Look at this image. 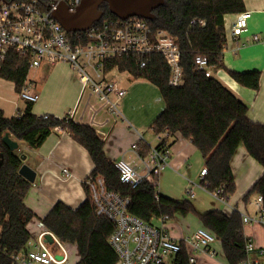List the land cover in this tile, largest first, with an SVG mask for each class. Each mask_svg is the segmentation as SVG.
Segmentation results:
<instances>
[{"label":"trees","instance_id":"16d2710c","mask_svg":"<svg viewBox=\"0 0 264 264\" xmlns=\"http://www.w3.org/2000/svg\"><path fill=\"white\" fill-rule=\"evenodd\" d=\"M53 1L40 0L44 9ZM244 9V0H161V5L154 8L152 18L141 17L152 30L167 31L176 40L184 77L180 86L169 84L170 69L161 55H155L144 68L133 59L113 62L122 72L146 79L158 87L165 108L153 122L152 129L156 134L168 131L170 136L180 133L190 139L206 162L207 174L201 184L212 193L223 187L221 196L226 201L236 192L231 162L240 146L264 167V124L251 121L248 105L215 76H206L205 70L199 69L196 56L206 57L213 72L228 70L223 61L226 48L224 15ZM100 10L103 13L101 18L119 17L107 2L101 4ZM29 71L28 59L11 50L0 77L14 82L16 91L20 92L26 86ZM228 72L243 86L259 87L258 71ZM55 128L68 131L88 150L94 164L88 177L101 176L109 190L130 196L131 213L155 224L164 216L172 218L176 214L187 216L196 212L189 200L179 201L160 195L157 170L135 188L122 183L115 163L104 152V140L90 126L75 122L67 114L63 117L48 114L44 118L33 112V103L30 102L21 113L11 118L0 109V264H15L14 256L27 250L31 241L27 225L34 218V213L25 205L32 182L19 173L24 164L23 153L10 150L3 137L9 133L14 140L38 148ZM168 138L161 140L157 149L167 148ZM138 144L141 155L147 156L150 147L141 141ZM84 188L86 198L77 209L58 201L43 218V224L62 242L78 246L80 260L76 264H117V255L108 242L114 224L96 213L89 188L86 185ZM258 195L263 198L264 208V171L243 200L248 203L252 196ZM197 215L202 227L213 232L221 242L228 264H241L249 257L239 211L227 215L212 210ZM189 255L182 242L175 264H191Z\"/></svg>","mask_w":264,"mask_h":264},{"label":"built area","instance_id":"2783aa9c","mask_svg":"<svg viewBox=\"0 0 264 264\" xmlns=\"http://www.w3.org/2000/svg\"><path fill=\"white\" fill-rule=\"evenodd\" d=\"M63 2L70 12H75L82 0H54L51 2L54 6L49 8L47 5L45 9L40 0H0V71L11 50L27 58L30 68L68 63L82 84L76 105L67 113L68 118L90 126L102 140L108 136L115 123L124 118L121 100L126 90L116 78L121 72L119 65L113 63L119 59H133L144 68L153 61L155 55H161L170 69L169 84L176 87L184 83L181 51L167 31H154L146 19L131 16L100 18L86 30L68 32L53 16V10ZM250 16L248 11L238 14L231 29L233 37L239 36L247 28ZM254 38L258 40L259 36ZM196 63L208 77L222 71L213 72L208 59L202 55L196 56ZM19 97L35 103L40 94L26 85L19 92ZM43 116L46 118L48 114ZM156 135L161 142L170 134L165 131ZM128 151L135 152L145 167V173L139 172L135 163L125 156L114 163L121 182L132 188L137 187L153 171H160L167 165L168 148L159 150L153 147L148 158L140 154L138 142ZM206 174L207 167H204L200 175L203 178ZM72 176L68 168L62 169V179ZM84 185L89 188L96 213L114 224L108 242L117 255V264H175L176 255L182 250V242L194 252L217 256L213 245L218 238L205 227L197 228L182 242L176 241L170 237L164 224H154L131 213L130 196L109 190L103 177L89 176L84 180ZM222 192L223 187H220L213 194L227 202L222 198ZM256 206L257 215L252 217L243 214V224L256 222L264 226L261 195L256 198ZM166 219L168 217L164 216L161 221ZM47 233L52 239L51 243L45 233L41 234L32 248L14 256L15 264H65V243L52 232ZM50 245H54V250ZM246 250L249 257L241 264L261 263L252 254L263 256L264 248L256 247L247 238ZM189 262H197V257L192 253Z\"/></svg>","mask_w":264,"mask_h":264},{"label":"crops","instance_id":"0c3cea01","mask_svg":"<svg viewBox=\"0 0 264 264\" xmlns=\"http://www.w3.org/2000/svg\"><path fill=\"white\" fill-rule=\"evenodd\" d=\"M244 6L242 12L248 11L251 16L247 28L237 37L232 36L231 29L241 12L224 15L226 48L223 61L225 67L231 71H258L259 87L253 89L239 84L226 69L216 73L215 77L248 105V117L251 121L264 124V0H244ZM255 36H259V39L255 40ZM128 74L129 80L132 81L129 87L123 85L124 78L120 79L121 86L126 90V95L121 100L124 118L115 123L104 139V152L113 162L125 156L135 163L139 172L145 173L143 163L135 152L128 149L139 141L146 143L150 150L157 147L159 139L152 129V124L165 108V102L156 85L157 89L150 81ZM26 85L40 94L38 101L33 103V112L39 116L49 114L57 117L65 116L76 105L82 87L78 75L66 62L30 68ZM139 86L146 89L143 96L137 91ZM148 101L151 103L146 104ZM28 103L19 97L14 82L0 77V109L6 117L17 116ZM139 103L143 105L139 106ZM168 137L169 156L167 165L159 171V193L174 200H189L196 212L187 216L176 214L163 222L160 219L155 224H164L170 237L182 242L186 236L202 227L197 213L216 210L231 215L237 210L242 215H257V196H252L248 203H245L243 198L263 174L264 167L243 146L237 149L231 162L236 192L225 202L201 184L200 172L206 167V162L193 142L180 133ZM18 143L16 150L26 155L24 163L36 172L35 181L32 182L25 198V205L34 213V218L27 225L32 242L28 245V250L41 234L45 233L47 237V232H50L44 226L43 218L56 202L63 201L72 209H77L83 203L86 198L84 180L91 173L94 164L88 150L68 131L60 128H55L38 148H32L22 141ZM149 156L150 152L143 157ZM64 168L71 171V178L62 179ZM243 233L256 247L264 248V226L256 222L247 223L244 224ZM65 245V264H76L80 260L78 246L68 243ZM50 247L52 250L55 248L54 245ZM213 247L217 251L216 257L194 252L190 247L187 249L189 254L197 257L195 264H228L221 242L218 240ZM252 257L264 262V255L252 254Z\"/></svg>","mask_w":264,"mask_h":264},{"label":"water","instance_id":"95a60500","mask_svg":"<svg viewBox=\"0 0 264 264\" xmlns=\"http://www.w3.org/2000/svg\"><path fill=\"white\" fill-rule=\"evenodd\" d=\"M104 2H107L112 12L121 18L131 16L152 18L154 8L161 5V0H82L75 12H70L67 5L64 2L61 3L53 10V16L68 32L83 31L102 17L100 6ZM53 6V3H50L48 7ZM3 141L10 150L18 149V141L14 140L9 133L4 135ZM21 158L25 160L26 155L22 154ZM19 173L28 181H35L36 172L26 163L20 167ZM47 239L49 243L52 242L49 235Z\"/></svg>","mask_w":264,"mask_h":264},{"label":"rangeland","instance_id":"374dc122","mask_svg":"<svg viewBox=\"0 0 264 264\" xmlns=\"http://www.w3.org/2000/svg\"><path fill=\"white\" fill-rule=\"evenodd\" d=\"M117 78H119V81H120V79L124 78V79H125V82L123 83V85L126 86V87H129L130 82H132V81L129 80L130 75L128 74V72H119V73L117 74ZM152 86H153L155 89H157V87H156L154 84H152ZM137 91H138L139 94L142 95V96L146 93V89H145L144 87H141V86H139V87L137 88ZM145 103H146V104H147V103H151V101H148V102H145ZM141 105H143V104H142V103H139V106H141Z\"/></svg>","mask_w":264,"mask_h":264}]
</instances>
